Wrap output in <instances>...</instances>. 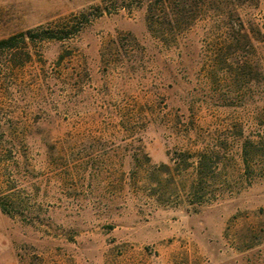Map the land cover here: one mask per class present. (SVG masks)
<instances>
[{"label":"rangeland","instance_id":"1","mask_svg":"<svg viewBox=\"0 0 264 264\" xmlns=\"http://www.w3.org/2000/svg\"><path fill=\"white\" fill-rule=\"evenodd\" d=\"M133 3L0 0V264H264V0Z\"/></svg>","mask_w":264,"mask_h":264},{"label":"trees","instance_id":"2","mask_svg":"<svg viewBox=\"0 0 264 264\" xmlns=\"http://www.w3.org/2000/svg\"><path fill=\"white\" fill-rule=\"evenodd\" d=\"M108 4L110 7H105V8H101V7H97L96 11L97 13V17L102 16L103 12H106L107 14L109 13V10H113L115 12L119 11V10H127L129 11L132 6H133V2L134 0H107ZM111 8V9H108ZM80 19L84 20L81 21L80 24L83 22H87V16L86 14H81L80 15ZM63 37L59 36V35H54V34H50L48 36L43 37V39L46 40H61ZM13 38L8 39L7 41H2L0 42V46L4 45L6 43L11 44V42H13ZM10 46V45H9ZM10 49L12 48V46L9 47ZM193 158H196V167H195V171H196V179L194 181H192L189 186L188 189L190 190V192L196 193L200 190V183H201V169H202V156L201 155H197ZM2 208V207H1Z\"/></svg>","mask_w":264,"mask_h":264}]
</instances>
